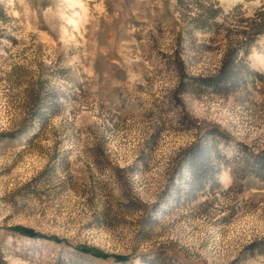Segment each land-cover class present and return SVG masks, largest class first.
I'll return each mask as SVG.
<instances>
[{
  "label": "rangeland",
  "instance_id": "obj_1",
  "mask_svg": "<svg viewBox=\"0 0 264 264\" xmlns=\"http://www.w3.org/2000/svg\"><path fill=\"white\" fill-rule=\"evenodd\" d=\"M262 10L0 0V264H264Z\"/></svg>",
  "mask_w": 264,
  "mask_h": 264
},
{
  "label": "trees",
  "instance_id": "obj_2",
  "mask_svg": "<svg viewBox=\"0 0 264 264\" xmlns=\"http://www.w3.org/2000/svg\"><path fill=\"white\" fill-rule=\"evenodd\" d=\"M254 32L249 35L248 37H245L246 39H252L253 37L263 34L264 33V10L260 11L258 14H256V17L254 18ZM235 55L233 51H230L228 54H226L223 58L222 66L220 67V75L218 76V79L216 80L217 83H225L227 78L230 77L228 72L230 71V60H234ZM194 172V170H193Z\"/></svg>",
  "mask_w": 264,
  "mask_h": 264
}]
</instances>
